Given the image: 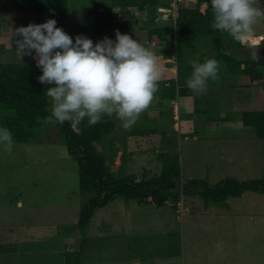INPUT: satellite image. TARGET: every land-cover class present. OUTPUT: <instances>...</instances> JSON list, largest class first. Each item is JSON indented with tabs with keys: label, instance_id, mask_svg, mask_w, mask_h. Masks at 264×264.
Wrapping results in <instances>:
<instances>
[{
	"label": "rangeland",
	"instance_id": "374dc122",
	"mask_svg": "<svg viewBox=\"0 0 264 264\" xmlns=\"http://www.w3.org/2000/svg\"><path fill=\"white\" fill-rule=\"evenodd\" d=\"M169 2L170 0H159L158 6L168 5ZM259 4L264 8V0H259ZM179 5L193 8L195 0H185ZM203 6L200 8L201 12L204 10ZM156 10L158 13L159 7ZM89 13L92 10L88 11L89 17L86 15L85 19L88 27L92 22ZM135 18L140 16L136 15ZM49 19H54L56 27L67 35H82L87 38L83 33L87 31L84 28L85 21L72 35L73 28L78 23L69 27L66 12L0 13V45L2 40H9L5 51L0 47L1 61L11 56L7 63H0L32 64V55L24 56L21 61L16 56L15 40L18 38L13 36V20L15 24L24 25L45 23ZM107 24L111 25L109 21ZM254 28L256 34H260L257 37H264V20L258 21ZM140 38L135 36V40ZM257 40L247 44L261 47L264 39ZM140 41L143 44L147 39L144 37ZM184 46L187 52L179 55L185 65L211 48L210 38L199 37L192 45ZM153 50L158 53V63L166 68L158 81V89H161L164 83L175 79V72L168 69L174 66L163 61L170 50L168 45H157ZM256 51L247 48L236 50L238 53L260 55ZM174 58H170V63H175ZM221 70L222 66L219 80H209L206 91H193L192 97L181 98L179 103L176 100L173 103L164 102L167 115L159 120L139 124L138 118L125 130L121 120L103 115L117 125L118 132L113 130L110 137L125 138L130 147L128 151L137 160L135 164L124 165L122 174L137 175V181L142 180L145 171L158 174L161 163L156 155L162 152L173 154L176 151L182 159L181 181L177 187L180 192L190 174L192 178L206 179L210 184L226 177L249 181L264 176V140L256 139L252 129L241 124L239 115L244 111H264V77L261 81L252 82L249 77L231 76ZM229 86L234 87L236 94L231 89L229 91ZM218 87L227 90L221 92L223 96H219ZM253 87L255 93L250 91ZM246 89V94H243L241 91ZM159 101V97L154 96L149 108L139 117H146L149 109L158 106ZM180 107L182 112L193 116L195 121L191 133H196L200 141L195 142L193 135H188L185 139L172 135L170 140L173 132L171 111ZM202 119L214 121L207 125L211 131L203 129ZM72 125L78 130L76 124ZM151 126L157 132L162 127L163 131L167 130L165 139H161L157 132L146 136L129 135V131H142ZM179 126L176 127L177 133L180 132ZM58 138V132L52 130L36 141L27 144L13 143L11 152L0 146V264H64L65 251L79 250L78 230L69 229L76 223L80 209L77 166ZM214 138L218 140H213ZM142 141L145 143L144 147ZM202 141L220 142L215 143V147L207 148ZM156 143L160 146L157 147ZM118 149L119 153L111 166L113 171L121 166L118 164L121 147ZM141 151H151L152 157L150 155L147 162L140 164L138 152ZM179 198L178 202L167 201L163 207H158L153 202L139 204L117 199L97 210L87 228V241L80 263L129 264L132 260L140 261L143 258L146 264H264V194L246 192L240 198L228 199L225 209L204 208L203 201L198 196L182 194ZM28 224L45 226L39 235L42 243H36L32 238L31 231L34 230ZM24 225H27L26 229ZM218 242H223V251L217 250ZM5 243L14 244L16 248L13 250L17 252L11 250L9 245L5 246ZM34 252H37L35 256ZM24 255H31L33 258Z\"/></svg>",
	"mask_w": 264,
	"mask_h": 264
},
{
	"label": "trees",
	"instance_id": "16d2710c",
	"mask_svg": "<svg viewBox=\"0 0 264 264\" xmlns=\"http://www.w3.org/2000/svg\"><path fill=\"white\" fill-rule=\"evenodd\" d=\"M179 3L175 9L176 18L173 20L170 16L167 21H163L161 13H157L156 9L164 8L171 13L173 10L167 4L158 6L159 0L127 1L129 7L135 4L139 11L146 9L145 20L141 21V25L146 29L148 41L156 38L159 44L168 45L170 50L166 53V58L175 57L176 78L167 82V86L164 83L155 93L159 97L160 105L191 96V90L187 87V79L192 72L191 64L189 62L184 65L179 53L185 54L187 50L184 45H192L199 37L210 38L211 45L208 51L200 54L198 59L201 63L205 58H215L223 67L221 71L226 74L249 77L252 82L263 79L264 43L261 47L241 45L229 35H223L214 29L211 0H195L193 8L180 6ZM202 5L203 12L200 11ZM66 7L67 0H2L0 12H59ZM122 15V22L116 30H123L132 23H140L131 11L126 10ZM98 20L94 24L99 26L101 18ZM157 23L162 25L158 26ZM40 24L43 23L34 25ZM143 46L148 47L147 44ZM242 48L257 49L256 53L260 55L236 52ZM41 75V69L35 65L0 63V128H8L12 133L13 143L16 144L36 141L40 136L55 130L59 134V142L65 146L68 156L76 163L80 209L76 223L69 229L78 230L80 249L65 252L64 264H81L80 257L87 241V228L94 213L117 199L139 204L148 202L149 199V202L163 207L169 200L178 202L180 195L184 194L201 198L204 208L225 209L228 199L240 198L246 192L264 194V176L249 181L226 177L215 184H210L206 179H189L184 182L180 192L177 188L181 181L179 160L174 153H161L158 156L161 163L159 173L150 176V172L145 171L142 180L137 181L136 175L121 173L127 158L125 138L121 140V166L113 171L111 166L119 149L114 146V139L110 136L116 123L104 116L95 125H89L88 118H84L77 125L78 130L73 128L72 122L46 123L45 118L51 117V105L50 98L45 93L54 85L41 84L38 80ZM111 117L118 119L115 114ZM241 122L244 127L252 129L256 139L264 140V111H244ZM152 134L148 131H132L130 136Z\"/></svg>",
	"mask_w": 264,
	"mask_h": 264
},
{
	"label": "clouds",
	"instance_id": "9594fccd",
	"mask_svg": "<svg viewBox=\"0 0 264 264\" xmlns=\"http://www.w3.org/2000/svg\"><path fill=\"white\" fill-rule=\"evenodd\" d=\"M212 27L228 34L241 44L258 38L254 25L264 20L259 0H211ZM57 22H47L16 30V56L26 55L37 61L41 84L48 88L51 117L46 123L72 122L78 125L88 118L97 124L103 115L113 114L129 129L151 105L158 90L161 71L157 57L148 48L126 34L115 32V42L104 37L95 45L91 39L78 35L73 39ZM192 72L187 87L197 93L207 90L209 80L218 81L220 63L215 58L190 61ZM0 146L12 151L13 136L6 127L0 128ZM217 250L223 251V242Z\"/></svg>",
	"mask_w": 264,
	"mask_h": 264
},
{
	"label": "crops",
	"instance_id": "0c3cea01",
	"mask_svg": "<svg viewBox=\"0 0 264 264\" xmlns=\"http://www.w3.org/2000/svg\"><path fill=\"white\" fill-rule=\"evenodd\" d=\"M1 1L2 0H0V3H1ZM127 1H129V0H124V1L123 0H67V7L62 12H66V18H67L69 27L71 25H76L78 23L77 26H74V28H73L74 32L72 33V35L74 33H76V30L75 29H79L81 27L82 23H84V21H85V27L84 28H86L87 31H84L83 33H85L84 35L87 36L88 39H91L93 41V44L95 45L97 42L103 40L104 37H108L109 39H111L112 41L115 42V40H116L115 32L117 31L116 30L117 29V26H118L119 23L122 22L121 19L123 17V15H122L123 12L126 11V10H128V11H131L132 13H135L134 14L135 16L136 15H139L140 16V18H138L140 23H138V24L132 23V24L126 26L125 29L122 30L120 28V30H118V31L121 34L129 35L134 40H135V36L138 37V38H140V37L141 38L146 37V39H147L146 29H144L143 26L141 25V21L145 20L146 9L145 10H142V11H139L137 9V7L135 6V4L133 6H130L129 7L128 4H127ZM203 8H204V6H203ZM88 9H91L92 10V13H89V15H91V17H92L91 18L92 22H91V26L90 27H88V21L85 20L86 19V15L88 16V11H91V10H88ZM94 10H97V11L94 12ZM99 18H101V20H100L101 25L99 24V26H98V25H95L94 22L95 21H99L98 20ZM74 20H77V21H74ZM108 21H109V23H111V25H109V26L107 24ZM7 25H11V24H7ZM12 25H13L14 34H15V32H16L17 29H19L21 27H25L26 24H24V25L23 24H20V23H16L15 24V21L13 20ZM86 25H87V27H86ZM257 35H260V34H257ZM13 36L14 37H17L18 39L21 38L19 36H15V35H13ZM4 37L5 38H8L7 36H4ZM70 37L73 39V43H75V38L77 36H75V34H74V36H70ZM140 39H136V41H138L139 43H142V41H140ZM143 44H147L148 45L147 48L149 50H151L153 53H155L156 57H158V53L155 50H153V49L156 48L157 45H161V44L158 43V41H157L156 38H152L150 41H148V39H147V41H145ZM8 45H9V40L8 39L2 40L1 45H0L1 50L2 51H5V49L8 48ZM255 47H260V46H255ZM252 50H257V49H252ZM239 53H242V52H239ZM243 54H245V53H243ZM34 55H35V52L33 51L32 57ZM1 59L2 58H0V62L1 63H7L6 61H8L9 59H11V56H10L9 59H7L5 61H1ZM163 61H166L165 62L166 64L169 63V64H172L174 66V67H170L168 69L170 71L175 72V78H176V63H170V58L168 59L166 57H165V59ZM159 64L160 63H158V65ZM31 65L37 66V61L35 59H33V58H32V64ZM159 68H160V71L161 72H166V68L164 66H161V64L159 65ZM167 80H171V79H167ZM162 81L164 82L165 80H162ZM168 82H170V81H168ZM218 89L220 90L219 91V96H223L221 92L227 91V90L223 89V87H218ZM230 89L233 91V94L234 93L236 94V91H235L234 87H232V88L230 87L229 88V91H230ZM246 91H247V89L244 90V91H241V92L243 94H246ZM250 91H253L255 93V87H253L252 89H250ZM230 93H231V96H233L232 92H230ZM192 96H193V91L191 90V96L190 97H192ZM190 97H186V98H190ZM181 98H177L175 100L179 103L180 101H178V100H180ZM175 100L170 101V102L173 103V102H175ZM164 109H166V107L163 104H161V105L158 104V106H155L154 109H149V112H148V114H146L147 115L146 117H143L142 119H141V117H139L140 120H139L138 123L141 124L143 121H154V120H159L162 117H165L167 114H166V112H165ZM179 109L176 108V109H173L171 111L172 112V120H171L172 123H171V126H172V131L173 132L170 135V140H171V136L172 135L178 136L179 139H182V138L185 139V138H187L188 135H193L192 136V139L195 142L200 141L198 139V135L196 133L195 134H192L191 133V131H192L193 127H194V121H195L194 119H192L193 116H191V114H188V113L186 114L185 112H182L181 111V107ZM219 114H221V113H219ZM241 114H242V112L239 114L240 117H241ZM177 120L179 122H177ZM201 121H202L201 124H204L203 129L208 130V132L211 131L210 130V127L207 126V125L210 124V123H214V121H212L211 119L210 120L209 119H202ZM240 122H241V119H240ZM241 124H242V122H241ZM178 125H180L179 126V129H180V132L179 133H177V131H176V127ZM116 126H115V128H116L115 131L118 132ZM124 129H122L121 131H124ZM162 129H163V127L161 129H159L158 132H157V130H155L151 126L150 129H146V130H142V131H148L149 133L151 132V134L153 132H157V135H159L158 133H160L161 139H165L164 138L165 137V133L168 132V131L165 130L166 132H164ZM125 130H127V129H125ZM131 132L132 131H129V135L131 134ZM204 138L206 140H210L207 137H204ZM121 140H122V138H120V137H115L114 138V146L116 148H120L121 147L120 155L118 156V164H119V166L121 165L120 156H121L122 151H123L122 144H121ZM213 140H218V139L214 138ZM219 140H221V139H219ZM202 142H203L204 145H206L207 148H211V147H215L216 145H214V144L217 143V142H220V141H212V142H206V141L204 142V141H202ZM117 143H118V145H116ZM141 144L142 145L145 144L144 141H142ZM125 145L127 146V150H126V154H127L126 164H128V163L135 164V161H137V160L135 158H133L134 155L131 154L128 151V150H130V147L127 144H125ZM158 146H160V144H157V147ZM143 147H144V145H143ZM146 147H149V146H146ZM150 152L151 151H149V152L148 151L138 152L139 158L141 159V161H139L138 163L141 164L142 162H147V157H150V155L152 157V154ZM155 152H156V150L154 149L153 150V153H155ZM166 152H168V151H166ZM162 153H165V152H162ZM176 153H178V152L175 151L174 154H176ZM208 153H210V150H208ZM160 154L161 153H158L156 156H159ZM176 155L178 156V154H176ZM178 160H179V168H180V174H181V163H182V159H180V157L178 156ZM160 168H161V165H160ZM150 176H152V173H150ZM189 179H196V178H194V177L192 178V174H190ZM149 201L150 200L148 199V202ZM19 205H21L20 202H19ZM25 226L27 228V225H24V228H25ZM30 226L31 225H29V227ZM43 227H45V226H43V225L42 226H37L36 224L35 225H32L30 227V228H33V230H34V231H31V233H32V238L35 239V242L36 243H42L41 240L39 241V237H40L39 235L41 234ZM38 229H41V230L38 231ZM45 231H48V229L47 230H44L43 233ZM74 232H76V231H74ZM58 233L59 232H56V234H58ZM87 235H88V233H87ZM63 237H66V236H63ZM4 245L5 246H8L9 245V247H10L11 250H13L14 248H16V246L14 244H12V243H10V244L5 243ZM13 251L14 252H17L15 250H13ZM42 251H43V249H42ZM65 252H67V251H65ZM36 254H37V252H34V256ZM31 255L29 257H27V255H24V257L26 256L27 258H30L31 259V258H33V257H31ZM82 255H83V252H82ZM129 264H146V262L142 258L140 261H138V260H132Z\"/></svg>",
	"mask_w": 264,
	"mask_h": 264
},
{
	"label": "built area",
	"instance_id": "2783aa9c",
	"mask_svg": "<svg viewBox=\"0 0 264 264\" xmlns=\"http://www.w3.org/2000/svg\"><path fill=\"white\" fill-rule=\"evenodd\" d=\"M183 1H185V0H170V2L168 3V6H170L172 8V10H173L171 13H169L164 8H160L159 9V13H161V16H160L161 17V20L167 21L170 16L174 20L176 18V12H175L176 5H177V3L183 2ZM163 4H166V3H163Z\"/></svg>",
	"mask_w": 264,
	"mask_h": 264
},
{
	"label": "bare ground",
	"instance_id": "6f19581e",
	"mask_svg": "<svg viewBox=\"0 0 264 264\" xmlns=\"http://www.w3.org/2000/svg\"><path fill=\"white\" fill-rule=\"evenodd\" d=\"M256 41H258V40L256 39Z\"/></svg>",
	"mask_w": 264,
	"mask_h": 264
}]
</instances>
